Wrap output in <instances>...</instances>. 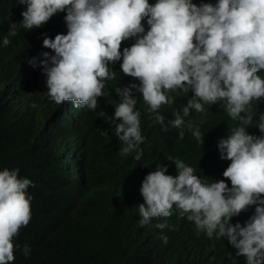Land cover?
<instances>
[{"label": "clouds", "instance_id": "9594fccd", "mask_svg": "<svg viewBox=\"0 0 264 264\" xmlns=\"http://www.w3.org/2000/svg\"><path fill=\"white\" fill-rule=\"evenodd\" d=\"M18 4L26 5L21 12L26 30L42 27L54 14L66 12L67 34H56L54 39L45 35L43 47L52 51L42 52L39 61L37 57L28 61L32 67L37 62L42 67L50 101L95 111L97 98L104 96L105 81L115 79L109 65L121 59L123 74L139 81L116 88L120 102L108 119L122 142V156L135 152L134 159L139 161L143 154L139 145L145 137L134 90L142 94L146 111L155 114V123L165 130L159 110L174 103L170 93L192 91L183 115L175 114L170 124L181 139L189 130L201 144L199 127L185 117L190 110L205 113L204 105L223 106L231 120L238 122L217 142L220 159L231 162L223 172L231 187L225 179L205 183L193 167L168 157L177 175L166 174L167 165H157L145 175L138 224L143 227L152 218L169 217L175 206L181 218L194 223L198 235L223 237L236 249L235 257H244L246 264H264V113L254 122L252 109L253 103L264 101V76L259 74L264 71V0H218L215 5L199 6L191 0H157L155 4L148 0H18ZM145 17L150 26L146 33ZM133 37L135 43L121 53L122 41ZM2 43L7 46L10 41L4 38ZM249 126L258 128L261 135L248 133ZM18 173V169L0 170V264L14 262L13 239L31 220L27 189L33 182ZM251 205L255 212L243 226L230 223ZM161 239L168 242L165 235ZM23 253L27 257L30 248L25 246Z\"/></svg>", "mask_w": 264, "mask_h": 264}, {"label": "trees", "instance_id": "16d2710c", "mask_svg": "<svg viewBox=\"0 0 264 264\" xmlns=\"http://www.w3.org/2000/svg\"><path fill=\"white\" fill-rule=\"evenodd\" d=\"M191 2L215 5L218 0ZM24 10L26 5L18 0H0V170L18 169L20 178L33 182L27 189L31 220L13 239L12 264H246L244 257H235L236 249L227 239L208 238L204 232L198 235L194 223L181 218L175 206L169 217L152 218L143 227L138 224L145 175L157 165H167L166 174L177 175L168 157L193 167L205 183L225 179L231 187L223 177L231 162L220 159L217 142L238 122L231 120L222 105H204L205 113L190 110L185 117L199 127L203 144L189 130L181 139L170 122L175 114L183 115L193 92L170 93L174 103L159 110L165 117V130L155 123V114L146 111L142 94L134 90L145 137L139 145L143 154L139 161L134 159L135 152L120 155L122 142L108 121L120 102L115 90L139 81L123 74L121 59L109 65L115 79L105 81L104 96L97 98L95 111L50 101L42 67L38 62L32 67L28 61L32 57L39 61L42 52L52 51L43 47L45 35L54 39L56 34H67L66 12L54 14L42 27L26 30L21 24ZM142 25L146 33L150 28L147 17ZM11 31L16 34L9 35ZM4 38L9 45L3 46ZM135 39L122 41L121 53ZM259 74L264 76V71ZM252 109L254 122L258 121L264 101L253 103ZM246 131L261 135L254 126ZM254 212L255 205H251L230 223L243 226ZM160 223L167 226L158 228ZM161 235L168 237L166 244ZM25 246L30 248L27 257Z\"/></svg>", "mask_w": 264, "mask_h": 264}]
</instances>
